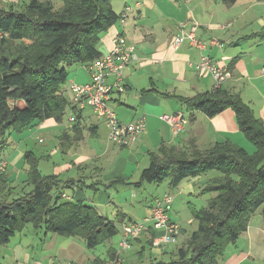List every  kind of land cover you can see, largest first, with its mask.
<instances>
[{"label": "trees", "instance_id": "1", "mask_svg": "<svg viewBox=\"0 0 264 264\" xmlns=\"http://www.w3.org/2000/svg\"><path fill=\"white\" fill-rule=\"evenodd\" d=\"M112 1L63 0L57 7L54 0H29L0 6V158H4L2 152L9 146L11 133H24L51 117L63 119L70 103L62 93L69 80V68L78 64L89 67L100 57L101 35L121 18ZM223 1L233 4L237 0ZM253 34L264 39V25ZM26 38L38 48L28 46L27 51H18L13 46ZM179 98L187 111L201 110L210 117L232 108L240 131L256 144L257 151L250 154L231 139L217 141L205 149L163 142L150 150L149 165L133 182L137 186L169 179L177 187L185 179L213 170H219L221 175L201 185L199 194L211 196L200 208L191 203L197 227L175 250V256L170 261L151 259L142 264H219V256L249 229L253 213L264 203V121L240 93L223 85ZM41 159L43 156L33 151L24 153L28 178L17 196L11 197L13 188L7 185L8 166L0 175V244L9 243L29 223L46 233L80 238L88 248L122 233L120 219L109 218L96 205L75 199L74 195L67 196L66 188H72L77 181L43 174L39 168ZM145 231L132 240V247L141 243L138 252L143 258L148 244L162 246L154 243L157 231L153 225ZM111 248L107 258L95 257L89 264H121L117 263V250ZM129 264H139L138 257Z\"/></svg>", "mask_w": 264, "mask_h": 264}, {"label": "crops", "instance_id": "2", "mask_svg": "<svg viewBox=\"0 0 264 264\" xmlns=\"http://www.w3.org/2000/svg\"><path fill=\"white\" fill-rule=\"evenodd\" d=\"M7 1L10 4H20L21 0ZM237 2L248 4L250 7L254 4H264V0H237L233 4H227L223 0H113L112 4L117 13H123L128 6L130 9L124 21H117L101 35L98 48L101 55L108 53L113 48V38L123 34L135 45L137 58L125 68V90H114L110 104L123 123L144 116L146 130L131 147L120 148L110 141L103 151L97 150L91 144L89 136H101L99 121L102 120L107 127L106 121L103 117H98L90 105L78 111L73 107L69 85L72 82L85 83L91 79L87 64L73 65L69 68V80L62 89V93L70 100L63 119L57 121L54 117L48 118L22 133L19 136L22 139L19 140L13 138V133L9 135V146L2 152V157L8 160V187L16 188V176L22 171L26 174H23V187L26 184L29 167L24 160V153L28 150L45 159L54 158V167L48 173L41 170V159V172L45 175L58 174L63 179L77 181L72 187L73 195L75 199H82L80 188L84 186L89 185L99 190L100 187L113 188L134 184V181L140 179L142 169L150 163L149 151L156 150L163 142L180 148L196 145L205 149L217 141L232 140L231 133L236 135L240 131L232 108H226L210 117L201 110L187 111L179 98L214 89L213 76L197 68L205 55L225 65L232 72V77L223 84L224 88L240 93L254 113L264 121V39L253 34L262 28L264 22L260 28L247 32L238 24L240 18L246 17L248 9L237 11ZM3 3L5 2H1ZM195 26L196 37L206 42L204 49L192 44L188 38L178 45L175 44V37L182 30L190 32ZM175 112H185L186 116L190 113L184 129L176 134L170 124L162 118L164 114ZM73 115L77 118L75 121L71 120ZM94 118L98 121L93 120ZM47 131L54 141L52 146L48 147L47 153L39 154L31 145L37 140L45 144L46 137L43 133L48 136ZM82 146L85 151L81 150ZM69 150L72 151L73 159L70 164L60 162V158L56 160L60 151H64L66 155ZM91 165L95 166L91 168ZM115 179L122 181L115 183ZM201 180V176L191 177L177 187H173L169 181L168 192L165 194H172L173 203L180 196L196 195L204 183ZM27 188L30 189L31 186ZM8 190L9 188L5 191ZM109 193L110 190L102 191L101 203L104 205L107 204ZM65 194L68 196L69 193ZM153 204L154 201L150 207ZM111 213L122 221L121 225L129 220L135 221L130 215L122 214L118 210H112ZM172 221L174 222L173 219ZM178 223L182 227L181 236L187 239L190 232L185 237L188 233L186 225ZM192 223L190 218L188 224ZM156 231L155 238H160L165 233L164 229ZM145 233L146 231L142 236ZM170 244L173 243H162V255L173 258L175 250ZM115 249L117 263L123 264V260L129 263L137 260V255L130 250ZM122 252L124 255L121 256ZM93 259L83 256L75 264H89ZM0 264H3L1 260Z\"/></svg>", "mask_w": 264, "mask_h": 264}, {"label": "rangeland", "instance_id": "3", "mask_svg": "<svg viewBox=\"0 0 264 264\" xmlns=\"http://www.w3.org/2000/svg\"><path fill=\"white\" fill-rule=\"evenodd\" d=\"M54 1L57 7L61 6L63 3V0ZM1 2L5 3L1 4ZM24 2H29V0L20 1L21 4H24ZM7 3L10 4L7 0H0V6H8ZM236 6L237 8L235 9L239 12L244 9H248L246 17L240 18L238 24L242 25L247 32L256 30L263 25L262 22H264V17L262 15H264V4L261 6L254 4L250 7L248 4H241V2H237ZM13 46L17 48L18 51H27L26 47L28 46H32L33 49L38 48L37 44L33 43L32 40L28 38H26L20 45L14 44ZM189 114L190 113L187 115V119L190 117ZM93 120L96 121L97 119L94 118ZM99 123H101V136H89V139L91 144H93L97 150L103 151L105 145L110 142L107 138L109 129H107L102 120H100ZM188 131L190 132V129ZM46 133L48 136L43 133L46 137L45 144L39 143V140H37L31 145V148L39 152V154L47 153L48 147L52 146V142L54 141L51 139L49 132L47 131ZM21 134L13 133V138L15 140H19L21 138L19 137ZM231 138H233L232 140L237 142L239 146L245 148L250 154H254L257 151L256 144L247 138L243 132L239 131L236 135L231 133ZM81 150L85 151L86 149L82 146ZM71 153L72 151L69 150L65 155L64 151H60L56 160L60 158V162L70 164L73 160ZM54 161V158L52 159L49 157L45 159L43 157L40 165L41 170L44 173L51 172L52 167H54ZM90 163L92 164V162ZM93 166L95 165H91V168ZM19 168H21V165ZM23 174H25V171L20 172V174L16 176V181L14 182L16 188L11 190V197L17 196L23 187ZM218 175H221L219 170L210 171L206 173V175H201V181L205 182L210 177ZM169 181V179H165L159 183L146 182L141 186L126 184L113 188L100 187L99 190L88 185L80 188L82 193L80 198H82L85 203L98 206L101 212L113 219L116 218V215H113L111 211L118 210L122 214H128L134 218L135 221L142 223L152 214V211H150V209H152L150 204L154 201V199L165 195V192L169 187ZM89 183H91V181ZM100 190L111 191L106 198L107 204H105L107 206L104 205V203H101L103 201L101 199L102 191ZM66 192L73 195L72 188H66ZM210 196V193L199 194L198 192L196 195L180 196L177 198L175 203H173V206L169 210V217L176 223L180 222L181 224L186 225L188 233H186L185 237L188 236L189 232L194 230L198 223L193 217L191 203L194 204L196 208H200L207 203V199ZM263 210L264 203L255 211V213H253L249 223V229L243 232L235 243L229 244L225 248L224 253L219 256V264H264ZM190 218L193 221L192 224H188ZM147 226H152V223L147 224ZM121 239L122 233L119 231V233L106 242L96 246L95 248H88L84 241L80 238L54 234L53 232L46 233L45 229H37L33 226V224L29 223L21 232H18L15 236H13L9 243L0 244V260L3 264H75L78 263L77 261L79 258H82L83 256L92 259L95 257L107 258L108 250L111 246H114L122 251L123 249H120L119 246ZM185 241L186 239L181 236L180 232L178 235V242H172L173 244H170V247L177 250L178 247L183 246ZM143 243L146 244V242ZM140 247L141 243H134L133 247L128 249L131 253H135L137 255L139 264H142V262L148 263L151 259H163L165 261H170L172 259V257L167 256L166 253H163L166 256L162 255L161 247L157 248L151 244L147 245L146 255L143 258L140 256V252H138L140 251ZM122 255H124L123 252L121 253V256ZM123 262V264H129L127 261L123 260Z\"/></svg>", "mask_w": 264, "mask_h": 264}, {"label": "built area", "instance_id": "4", "mask_svg": "<svg viewBox=\"0 0 264 264\" xmlns=\"http://www.w3.org/2000/svg\"><path fill=\"white\" fill-rule=\"evenodd\" d=\"M129 9L130 7L128 6L126 11L121 13V21H124ZM196 28L197 26L190 32L183 30L175 37V44L178 45L188 38L192 44L204 49L206 42L196 37ZM213 41L220 44L216 39H213ZM113 43V48L108 53L101 55L89 64L90 81L85 83L72 82L69 85V91L72 94V102L77 109H83L90 105L98 117L105 119L109 129L108 138L112 143L119 147L131 146L137 142L146 129L145 117L140 116L128 123H123L111 107L110 100L114 90H125V85L123 84L125 68L137 58V55L135 45L130 43L125 35H116L113 38ZM197 68L205 70L213 76L216 88L221 87L232 77V72L225 65L208 55L202 57ZM185 114L183 112H175L173 114H164L162 118L170 124L173 133L176 134L184 129L188 121ZM71 120H75V117L72 116ZM7 166V160L0 158V175L6 172ZM173 200L172 194L166 193L163 197H158L154 200L152 214L144 222H124L120 241L121 248L125 250L131 249L132 240L148 229L147 224L149 223H152L155 229H164L165 231L162 237L154 239L155 245L169 242L176 243L180 233V226L169 217V209Z\"/></svg>", "mask_w": 264, "mask_h": 264}]
</instances>
